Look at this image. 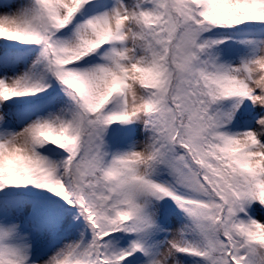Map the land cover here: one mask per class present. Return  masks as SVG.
<instances>
[{"label": "snow or ice", "instance_id": "obj_1", "mask_svg": "<svg viewBox=\"0 0 264 264\" xmlns=\"http://www.w3.org/2000/svg\"><path fill=\"white\" fill-rule=\"evenodd\" d=\"M0 264H264V0H0Z\"/></svg>", "mask_w": 264, "mask_h": 264}]
</instances>
